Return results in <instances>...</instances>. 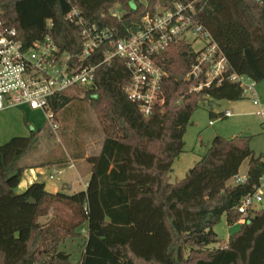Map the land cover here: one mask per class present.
I'll list each match as a JSON object with an SVG mask.
<instances>
[{
	"label": "trees",
	"instance_id": "trees-1",
	"mask_svg": "<svg viewBox=\"0 0 264 264\" xmlns=\"http://www.w3.org/2000/svg\"><path fill=\"white\" fill-rule=\"evenodd\" d=\"M178 2L193 3L196 18L227 55L230 73L264 79V0H0V21L29 44L42 39L52 21L50 32L60 49L80 54L81 30L66 20L72 8L123 37L139 30L146 14ZM104 50L87 62L100 63ZM162 58L165 101L150 115L128 98L131 75L124 59L97 67L86 94L102 119L105 138L100 153L88 157L92 174L86 190L51 193L35 181L18 192L27 168L23 162L38 149L39 131L31 129L28 139L0 147V264H68L71 255L60 245L84 236V224L80 264H264V208L224 245L210 249L220 242L214 227L223 215L229 225L240 219L236 207L264 173V156L251 148V136L216 135L186 177L170 181L200 102L241 100L244 89L225 80L192 90L197 82L186 75L194 53L184 41ZM73 98L62 94L51 107L58 114ZM247 159V182L230 184Z\"/></svg>",
	"mask_w": 264,
	"mask_h": 264
},
{
	"label": "built area",
	"instance_id": "built-area-1",
	"mask_svg": "<svg viewBox=\"0 0 264 264\" xmlns=\"http://www.w3.org/2000/svg\"><path fill=\"white\" fill-rule=\"evenodd\" d=\"M66 20L81 30L83 48L80 54L62 51L49 32L40 40L29 44L18 37L15 28L6 27L0 21V111L26 106L32 110H42L56 128L57 113L51 107L54 98L69 94L80 87L95 84L96 70L100 64L110 63L115 57L124 59L131 75L126 88L128 98L136 103L145 115H150L157 105L163 104V81L167 71L162 55L181 41L188 43L194 53L187 80L197 84L192 90L200 91L213 84L220 85L225 80L239 84L254 96L256 81L237 72H229L231 64L213 38L207 27L196 18L193 3H175L173 7L159 6L154 14H146L139 30L123 37H117L110 27L89 23L81 10L74 7L66 15ZM204 42L196 51L188 36ZM105 46L104 57L98 64L87 61ZM258 104L257 100H254ZM264 114V108L259 112ZM233 116L227 109L223 117ZM210 123H213L211 121ZM60 174L55 169L49 174L54 179ZM247 173H239L233 178L234 184H245ZM264 204V173L259 178L255 190L245 195L236 207L242 223L253 215L258 205ZM68 264H80L70 262Z\"/></svg>",
	"mask_w": 264,
	"mask_h": 264
},
{
	"label": "rangeland",
	"instance_id": "rangeland-1",
	"mask_svg": "<svg viewBox=\"0 0 264 264\" xmlns=\"http://www.w3.org/2000/svg\"><path fill=\"white\" fill-rule=\"evenodd\" d=\"M140 1L144 2V0ZM3 9L4 7L0 6V11ZM188 38L194 50L198 51L204 46V42L195 39L193 35H189ZM89 88L80 87L69 92L74 97L73 101L58 112L56 128L50 126L46 112L42 110H32L23 106L25 112L18 109L0 111V147L6 146L13 139L26 140L30 136L31 129H41L38 149L32 152L23 164H33L44 158H55L64 160L63 165L69 157H85L87 154L91 156L99 152L105 131L96 107L92 105L91 99L86 94ZM255 93L254 96L251 91H245L244 98L236 101L215 100L211 104L206 100L200 102L187 126L184 151L174 161L170 175L171 182L176 183L186 177L187 172L206 153L216 135L226 138L238 135L251 136V148L256 155L264 156V114L259 113L261 108H264V79L256 81ZM254 100H257L258 104H255ZM227 109L233 112V116L223 117ZM211 121L213 123H210ZM248 167L247 159L240 173L245 175ZM74 182L80 185L77 178ZM229 183L234 184L233 179ZM258 207L262 209L264 204ZM241 224V217L234 225H229L227 216L223 215L221 221L214 227L220 242L210 246L224 245L230 235L240 229ZM84 244L82 239H67L60 248L71 252L73 261H77ZM189 256L190 246L185 254V257Z\"/></svg>",
	"mask_w": 264,
	"mask_h": 264
},
{
	"label": "crops",
	"instance_id": "crops-1",
	"mask_svg": "<svg viewBox=\"0 0 264 264\" xmlns=\"http://www.w3.org/2000/svg\"><path fill=\"white\" fill-rule=\"evenodd\" d=\"M23 107L17 108H10L6 110L18 109L25 112ZM3 110V111H6ZM37 130V129H35ZM38 131H41L38 130ZM104 141V140H103ZM103 142L101 144L99 152L95 153L97 155L100 153L102 149ZM90 155L87 154L85 157H69L67 162L62 165L64 160H58L55 158H44L39 160L38 162H34L33 164L25 163L24 165L27 167L21 184L19 185L17 191L22 192L24 191L30 184L35 181H42L46 185L47 191L51 193H57L59 191H65L67 193H74L82 190H86L88 186V182L90 180L92 174V165L88 161V157ZM62 165V166H61ZM55 169L60 171V174L57 175L54 179L49 178V174L52 173ZM43 178V179H42ZM78 179L80 185L78 186L74 181ZM87 224H84L81 227V230L84 233V236L81 238H77L76 240H83L86 239V231H87ZM64 245V244H63ZM218 246H213L210 248H217ZM85 244L78 256V260L73 261V257H71L72 262H81V258L83 253L85 252ZM63 251H66L64 248H60ZM71 255V252L66 251ZM77 258V257H76Z\"/></svg>",
	"mask_w": 264,
	"mask_h": 264
}]
</instances>
